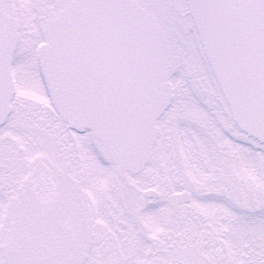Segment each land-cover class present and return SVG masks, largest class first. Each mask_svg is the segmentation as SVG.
<instances>
[{"label": "snow or ice", "instance_id": "1", "mask_svg": "<svg viewBox=\"0 0 264 264\" xmlns=\"http://www.w3.org/2000/svg\"><path fill=\"white\" fill-rule=\"evenodd\" d=\"M0 264H264V0H0Z\"/></svg>", "mask_w": 264, "mask_h": 264}]
</instances>
